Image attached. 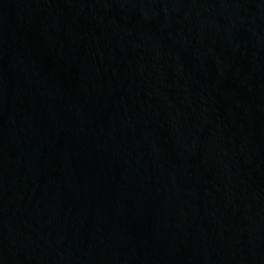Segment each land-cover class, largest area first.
<instances>
[{
	"label": "water",
	"instance_id": "95a60500",
	"mask_svg": "<svg viewBox=\"0 0 264 264\" xmlns=\"http://www.w3.org/2000/svg\"><path fill=\"white\" fill-rule=\"evenodd\" d=\"M0 264H264V0H0Z\"/></svg>",
	"mask_w": 264,
	"mask_h": 264
}]
</instances>
